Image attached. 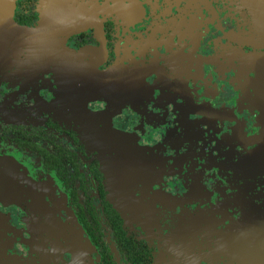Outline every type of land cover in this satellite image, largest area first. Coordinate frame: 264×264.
I'll return each instance as SVG.
<instances>
[{
  "label": "flooded vegetation",
  "instance_id": "flooded-vegetation-1",
  "mask_svg": "<svg viewBox=\"0 0 264 264\" xmlns=\"http://www.w3.org/2000/svg\"><path fill=\"white\" fill-rule=\"evenodd\" d=\"M45 7L0 49V264L263 261L264 0Z\"/></svg>",
  "mask_w": 264,
  "mask_h": 264
},
{
  "label": "water",
  "instance_id": "water-1",
  "mask_svg": "<svg viewBox=\"0 0 264 264\" xmlns=\"http://www.w3.org/2000/svg\"><path fill=\"white\" fill-rule=\"evenodd\" d=\"M45 1L46 0L42 1L43 10L41 12L42 15L39 26L34 28H29L26 26H20L13 20L12 14H13L15 0H0V31L4 32L2 36L0 35V49L1 46H8V45L11 47L16 46L25 37H27L28 39H36L35 42L36 45L45 46L47 45V41L45 43H41L40 41H45L50 38H53L54 36L65 33L67 28L61 22L62 19L60 20V18L58 17V15L62 13L61 10L52 11V12L47 11L45 7ZM51 13H56L57 16L56 20H50ZM261 215H264V213H260L253 218L256 220L252 221L253 232L252 231L249 232V234L251 233L249 235L250 238H255L254 234H256L257 226L259 224L264 223V219L258 218ZM245 236L248 237L247 234H245ZM241 237L242 235H239L237 230L228 233L227 239L229 240L230 243L227 245V248L230 249L231 251L232 250L237 251L238 249H241L243 244ZM246 241H247L246 244H248L249 240ZM262 248L263 251H261V257H263L264 259V245L262 246ZM239 253H242L241 255L244 257L242 261L244 264H264V260L260 262L258 260L257 262H252V260L247 256L248 254L252 255L256 253L253 248L244 249L242 252Z\"/></svg>",
  "mask_w": 264,
  "mask_h": 264
}]
</instances>
